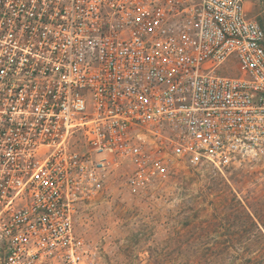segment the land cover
<instances>
[{
    "label": "built area",
    "instance_id": "obj_1",
    "mask_svg": "<svg viewBox=\"0 0 264 264\" xmlns=\"http://www.w3.org/2000/svg\"><path fill=\"white\" fill-rule=\"evenodd\" d=\"M247 163L264 27L246 0H0V264H99L75 220L119 164L142 190Z\"/></svg>",
    "mask_w": 264,
    "mask_h": 264
},
{
    "label": "rangeland",
    "instance_id": "obj_2",
    "mask_svg": "<svg viewBox=\"0 0 264 264\" xmlns=\"http://www.w3.org/2000/svg\"><path fill=\"white\" fill-rule=\"evenodd\" d=\"M246 8L264 27L260 2L246 0ZM130 170L115 166L106 191L76 216L75 231L99 264H264V240L232 235L224 216L236 200L264 195V167L178 164L142 190L129 185Z\"/></svg>",
    "mask_w": 264,
    "mask_h": 264
},
{
    "label": "trees",
    "instance_id": "obj_3",
    "mask_svg": "<svg viewBox=\"0 0 264 264\" xmlns=\"http://www.w3.org/2000/svg\"><path fill=\"white\" fill-rule=\"evenodd\" d=\"M224 216L232 227L229 228L227 226L226 229L232 235L252 240H264V195L258 198L247 197L244 203L236 200L235 204H232V208ZM261 255L264 254L261 253Z\"/></svg>",
    "mask_w": 264,
    "mask_h": 264
}]
</instances>
